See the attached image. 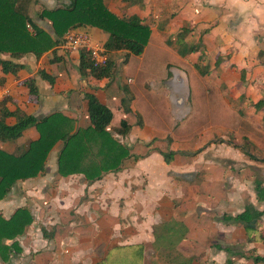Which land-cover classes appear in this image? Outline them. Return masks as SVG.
Masks as SVG:
<instances>
[{"label": "crops", "instance_id": "1", "mask_svg": "<svg viewBox=\"0 0 264 264\" xmlns=\"http://www.w3.org/2000/svg\"><path fill=\"white\" fill-rule=\"evenodd\" d=\"M63 1L34 0L29 14ZM102 1L114 15L149 29L135 55L141 62L129 70L133 77L123 74L133 55L123 49L107 52L109 76L80 74L78 51L64 49L60 38L37 58L15 59L23 67L14 73L0 70V101L8 98L4 107L20 114L59 112L76 129L89 125L84 93H92L125 115L113 124L111 111L108 130L128 155L118 169L87 181L80 173H58L56 141L42 169L15 181L0 199L3 218L17 208L31 214L21 234L3 240L9 248L0 264H264L252 260L264 255V199L257 200L253 188L255 180L264 186V0ZM37 23L50 27L46 20ZM72 29L85 32L90 45L107 38L96 27ZM28 77L36 98L28 95ZM135 79L134 87L126 86ZM150 80L163 87L151 82L145 89ZM191 84L201 98L193 108L196 132L176 136L161 125L152 96L164 97L169 116L181 120L189 112L185 91ZM120 119L128 125L123 135L117 133ZM37 137L30 126L13 140H0V149L18 152ZM246 205L261 213L248 227L226 219Z\"/></svg>", "mask_w": 264, "mask_h": 264}, {"label": "trees", "instance_id": "2", "mask_svg": "<svg viewBox=\"0 0 264 264\" xmlns=\"http://www.w3.org/2000/svg\"><path fill=\"white\" fill-rule=\"evenodd\" d=\"M33 1L0 0V70L3 73H14L22 68L23 64L15 62V59L25 54L37 58L57 44L67 29L77 26H92L106 32L107 38L102 45L106 52L123 49L127 54L138 55L149 35L148 27L138 19L114 15L102 0H65L51 9L41 8L31 16L29 9ZM38 20L48 21L49 29L39 26ZM111 67L110 60L104 66L93 67L87 52L83 49L78 51L80 74L88 73L95 78L107 77ZM37 74L49 84L53 82V77L43 70H38ZM24 84L28 95L36 98L33 78H26ZM7 99L0 101V140H13L30 126L36 128L38 137L27 142L18 152L8 153L0 149V199L15 181L33 177L42 169L47 153L56 141H61L56 157L58 173L63 176L80 173L87 181L99 178L103 172L118 169L122 159L128 155L127 147L108 130L111 110L92 93H84L89 125L76 129L74 121L59 112L33 116L9 111L4 107ZM8 116L15 118L12 124L5 122ZM127 129L126 121L120 119L117 133L123 135ZM162 155L167 161L168 154ZM253 188L256 199L263 200L264 186L261 182L255 180ZM260 214L251 205H246L240 213L226 219L248 227L251 220H255ZM30 221L31 214L26 208L15 209L8 218L0 215L1 258L5 259V252L9 248L3 240L14 239ZM252 260L254 263L264 262V255L254 256Z\"/></svg>", "mask_w": 264, "mask_h": 264}, {"label": "rangeland", "instance_id": "3", "mask_svg": "<svg viewBox=\"0 0 264 264\" xmlns=\"http://www.w3.org/2000/svg\"><path fill=\"white\" fill-rule=\"evenodd\" d=\"M121 58H122V56H121ZM144 59L145 58H143L142 61H144ZM139 62H141V61L138 59V57H136L135 55L130 56L127 63L123 64L124 65L123 68L126 67L128 64L125 71H124V69H122L123 74L128 75L129 77H133L132 71H129V70H131L134 67V64L139 63ZM117 74H118V71L115 68L113 76L116 80H118ZM137 81L138 80L135 79L133 84H126V86L127 87H134V85H136ZM151 82L153 84V87H157L159 89H161L160 87H163V85H162V83H160V81L150 80L149 82L148 81L145 82V86H146L145 89H148L150 87L149 84ZM113 83L115 84L116 81H113ZM187 88L189 90L187 92L185 91V96H186L185 106L189 110V112L181 120H176V119H173L169 116V114L167 112V105L168 104H167L166 99L164 97H160L159 95H157L158 93H156L155 95L152 96L153 104H155L158 107L159 115L162 116V118H163L161 125L167 126L170 129L173 128L174 132H176V134H177L176 136L180 135L181 131L186 135V137L194 136L195 132H196L195 126L197 125V122H196V116H195V114H193L194 113L193 108H195L196 103H198L196 101L200 100L201 98L199 96H194V94H193V89L196 88V86L191 84V86L188 85ZM108 90H109V92H112L114 90V88L112 86H110L108 88ZM169 103H170V100H169ZM170 105H171V103H170ZM109 108L113 112V119H112L113 124L116 123L120 117L125 116L124 114L118 115L117 114L118 112L116 111L115 107L110 106ZM126 116H128V114H126ZM174 132L172 131V133H174ZM214 137H216V136H214Z\"/></svg>", "mask_w": 264, "mask_h": 264}, {"label": "built area", "instance_id": "4", "mask_svg": "<svg viewBox=\"0 0 264 264\" xmlns=\"http://www.w3.org/2000/svg\"><path fill=\"white\" fill-rule=\"evenodd\" d=\"M61 45L64 49L79 51L85 50L90 64L93 67L104 66L108 60L105 49L100 44L90 45L85 32L67 29L61 36Z\"/></svg>", "mask_w": 264, "mask_h": 264}]
</instances>
